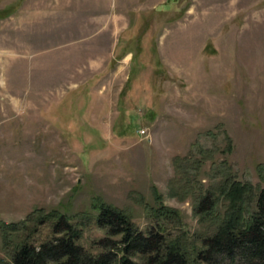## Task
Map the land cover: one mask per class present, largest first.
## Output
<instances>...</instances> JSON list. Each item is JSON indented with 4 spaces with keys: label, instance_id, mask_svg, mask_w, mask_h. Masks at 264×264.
Instances as JSON below:
<instances>
[{
    "label": "rangeland",
    "instance_id": "obj_1",
    "mask_svg": "<svg viewBox=\"0 0 264 264\" xmlns=\"http://www.w3.org/2000/svg\"><path fill=\"white\" fill-rule=\"evenodd\" d=\"M27 4H46L47 23ZM44 55L62 65L34 77ZM229 177L253 186L251 214L264 188V0H0L1 259L51 238L52 210L100 252L99 198L148 232L155 190L182 216L167 236L194 255L223 219ZM206 193L218 204L202 215ZM4 222L21 227L7 243Z\"/></svg>",
    "mask_w": 264,
    "mask_h": 264
},
{
    "label": "trees",
    "instance_id": "obj_2",
    "mask_svg": "<svg viewBox=\"0 0 264 264\" xmlns=\"http://www.w3.org/2000/svg\"><path fill=\"white\" fill-rule=\"evenodd\" d=\"M252 189L251 184L233 177L224 181L220 195L228 207L216 230L204 238L203 247L195 249L194 255L180 238L167 236V223L181 224L182 216L178 209L165 205L155 190L159 202L152 212L156 226L148 232L142 231L128 212L99 198L92 206L97 211L95 223L106 232L98 242L100 252L80 244L82 229L66 214L52 210L48 216L53 236L38 244L21 242L10 260L0 258V264H264V188L257 194L255 210L248 215L247 197ZM217 204V198L206 193L196 211L209 214ZM20 228L19 223H2L6 243Z\"/></svg>",
    "mask_w": 264,
    "mask_h": 264
},
{
    "label": "crops",
    "instance_id": "obj_3",
    "mask_svg": "<svg viewBox=\"0 0 264 264\" xmlns=\"http://www.w3.org/2000/svg\"><path fill=\"white\" fill-rule=\"evenodd\" d=\"M26 1L28 3H30L33 0H26ZM39 1H42V2L49 1V2H59V3L68 2V0H39ZM59 6L60 5L55 6L54 10L57 11L59 9ZM23 8L24 7H22L21 10ZM25 8H26L27 12H30L31 13L30 16L32 18H35V20H36L35 23L36 24H40L42 20H45L44 22L47 23V20L49 18L48 16H49V13L51 12V10H48L49 7L46 4H42V5L37 6V7H33V6L29 5V4H27L25 6ZM104 14L105 13H103V11H99L98 9H95L94 16H102ZM110 14H111L110 23L108 25V28L105 31V33H107V34L108 33L111 34L113 32V26H114V15H113V12H111ZM105 15L108 16L109 13L108 14H105ZM16 17H20V16L17 15V14H13L12 15V17H11L12 20H13L12 22H14V20H15ZM36 24H34V25H36ZM21 63L22 64L24 63V59H22V60H19L18 59L17 61L16 60H10L9 62L7 61L6 66L4 65V62L1 63V64H2V66H5V67L8 66V68L9 67L10 68H14V67L16 68V66L19 65V64H21ZM28 64H29L30 71L32 70L33 75H35L34 77H36L37 76V68L39 66L46 67V70L45 71L47 72L49 70V68L51 69L52 67L54 68V67H57V66L62 65V62H61V59H59V58H53L50 55H48V56L47 55H44V56H41L39 58L38 57L33 58V59L31 58ZM24 66H26V64H24Z\"/></svg>",
    "mask_w": 264,
    "mask_h": 264
}]
</instances>
